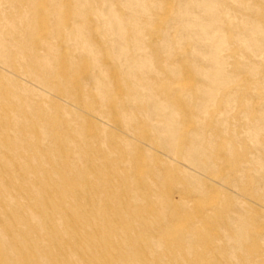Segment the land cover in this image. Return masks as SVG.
<instances>
[{"label": "bare ground", "instance_id": "obj_1", "mask_svg": "<svg viewBox=\"0 0 264 264\" xmlns=\"http://www.w3.org/2000/svg\"><path fill=\"white\" fill-rule=\"evenodd\" d=\"M263 181L264 0H0V264H264Z\"/></svg>", "mask_w": 264, "mask_h": 264}, {"label": "rangeland", "instance_id": "obj_2", "mask_svg": "<svg viewBox=\"0 0 264 264\" xmlns=\"http://www.w3.org/2000/svg\"><path fill=\"white\" fill-rule=\"evenodd\" d=\"M122 7V6H121ZM133 9V8H132ZM132 9H127V10H125V8L124 7H122V12H128V11H131ZM75 11V10H74ZM88 16H90V18L93 20L94 19V17H95V15H94V13L93 12H91L90 13V15H88ZM142 20V19H141ZM94 21V20H93ZM143 21V20H142ZM144 22V21H143ZM145 22H147V23H149V24H144V28H146V30H147V32L149 33V37L151 38V40L153 39V37H155L156 36V30H157V28H158V22H159V20H157L155 17H150V18H146L145 19ZM92 34L91 35H89V37H93V36H96L97 38H98V40H104V39H106L107 38V36H108V34L103 30V29H101L100 28V24L99 23H93V25H92ZM103 30V31H102ZM232 36H233V32L232 31H229L228 32V38H232ZM154 40V39H153ZM185 43H187L188 42V40L186 39L185 41H184ZM77 49V48H76ZM81 67H83L82 65H80L79 67H77V68H75V69H73V68H71V71L73 72V73H79V74H81L80 72H81ZM240 83V81H236V85L237 84H239ZM31 86V85H30ZM58 99H60L59 97H57ZM58 101H63V99H60V100H58ZM249 180H250V178H249ZM260 184V188L264 191V181L263 182H261V183H259ZM245 194H247L246 192H244ZM214 195H216V193L215 192H213L212 194H211V198H213L214 197ZM247 195H249V194H247ZM246 202H248V203H250V204H252V205H254L255 206V208H263V206H260V203H264V200H260L258 197H254L253 195H250V196H247V198H243ZM213 219H214V221L213 222H215V223H220V221H218V219L215 217V216H213Z\"/></svg>", "mask_w": 264, "mask_h": 264}]
</instances>
